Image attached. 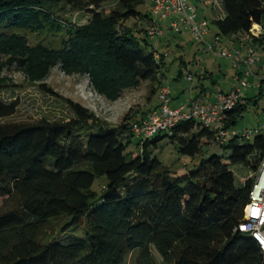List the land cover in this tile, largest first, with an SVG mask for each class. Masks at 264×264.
<instances>
[{"label":"trees","instance_id":"1","mask_svg":"<svg viewBox=\"0 0 264 264\" xmlns=\"http://www.w3.org/2000/svg\"><path fill=\"white\" fill-rule=\"evenodd\" d=\"M147 2L0 0V69L12 68L47 93L44 82L57 67L65 76L87 77L108 102L143 83L157 96L164 56L147 35L155 26L151 14L137 10ZM220 6L224 17L212 19L216 36L241 37L261 26L252 44L262 47L264 0H220ZM68 9L90 16L78 24L65 18ZM131 18L146 28L125 26ZM29 35L58 37V46L32 44ZM6 87L0 81V89ZM67 104L73 113L68 122L19 125L1 123L16 113L17 103L0 100V264H124L132 253L133 264H264L255 241L238 231L264 158V129L220 144L214 131L185 121L141 140L132 127L143 115L127 114L110 127ZM244 110L243 103L227 112L224 129L233 130ZM133 137L136 149L129 151ZM164 139L175 145L174 169L156 157ZM212 144L229 154L195 163ZM237 166L251 174L242 183L232 170ZM97 178L105 180L100 194L92 192ZM58 219L66 220L60 237L42 242L48 223ZM77 230L83 238L67 236Z\"/></svg>","mask_w":264,"mask_h":264},{"label":"rangeland","instance_id":"2","mask_svg":"<svg viewBox=\"0 0 264 264\" xmlns=\"http://www.w3.org/2000/svg\"><path fill=\"white\" fill-rule=\"evenodd\" d=\"M186 2L196 9L197 18H204L202 12L210 9L213 5V0H186ZM111 5L110 3L103 7L108 11L111 9ZM137 10L142 15L151 14L156 23V28L162 33L159 38L151 41L156 45L158 53L164 56V65L162 67L164 78L161 87L163 85L170 91L173 105L175 103H177L175 104L177 106L186 104L190 100L189 98L193 90H196V87L202 83L209 89L227 90L233 84L236 87L240 82H245L250 85L243 92V98L246 100L247 106L242 118L238 120L233 131L237 134H242L264 127V85L261 89L256 88V83L251 77L252 73L250 76L246 75L252 69L258 71L259 75L257 77L260 78L262 76L264 72V49L262 50L263 52H258L257 50V64L251 66L250 69L245 66L241 68V65H238L239 70L242 72L241 78L238 79L239 75H236L235 72L238 68L234 66L233 61L218 56L221 52L230 51L229 48L223 45L227 38H219L220 42L215 48L217 54L214 55L206 52L201 42L195 41L188 32L183 31L182 34L170 30L169 23L171 18L163 20L160 15L153 14L150 2L137 7ZM63 15H65L66 19L78 24L86 23L90 16L87 13L76 12L70 9L63 13ZM206 20H208L209 34L205 37V41L211 44L217 30L216 26L212 24V17L209 13H207ZM124 24L135 30H138L137 24H143L142 29L145 26L143 22L134 18L127 20ZM137 37L143 38L142 34H138ZM28 39L32 44L51 42L55 47L58 46L59 42L58 37L55 39L46 38L44 40L42 36L29 35ZM244 45L247 46V44ZM234 46L231 50L240 51L238 45ZM179 72H181V77L177 78ZM203 73L206 74V80H200ZM187 76L193 79L192 82L187 80ZM233 77L237 79L236 82H232ZM0 81L7 86L0 89V100L7 104L17 103L16 113L12 117L2 120L1 123L3 124L32 125L68 122L73 119V113L67 104V101H69L87 109L100 123L110 127H117L125 115L128 114L129 116L136 117L143 115L146 117L154 106H159L157 96L151 94L149 83H143L137 89L125 91L119 100L112 103L93 92L87 77H68L63 75L57 67L51 70L44 82L45 89L50 93L39 88L38 84H28L23 75L12 68L0 69ZM254 98H256L255 102ZM134 123L135 118L129 122L131 125ZM137 141L135 137L132 138L128 148L129 151L136 149ZM228 154V149L221 147L219 144H212L203 149L196 158L195 163H198L202 157L205 158L211 155L227 156ZM156 157L169 168L174 169L178 166L175 145L168 142L167 139L158 144ZM251 161L254 162L255 158H252ZM232 170L236 175L238 183H242L246 178L251 176L250 172L244 167L237 166L233 167ZM104 184V178H97L92 187V192L100 194ZM65 221L64 219H58L48 223L40 236L41 241L46 243L59 238L61 227ZM67 234V236L73 235L77 238H83L82 231L79 230ZM135 258L136 253L128 255L124 264H133ZM156 260L157 262L159 261L158 258Z\"/></svg>","mask_w":264,"mask_h":264},{"label":"built area","instance_id":"3","mask_svg":"<svg viewBox=\"0 0 264 264\" xmlns=\"http://www.w3.org/2000/svg\"><path fill=\"white\" fill-rule=\"evenodd\" d=\"M152 4V13L160 15L161 19L171 18L169 29L178 33L187 31L195 40L201 42L205 51L216 55L215 48L220 42V37L214 35L213 42L208 44L205 41L209 33L206 20H197L196 9L187 4L186 0H149ZM154 22V21H153ZM155 26L147 29V35L156 40L161 36V32ZM262 27L253 26L249 33L239 37L240 47L245 48L243 55L240 51H228L218 54L219 57L231 59L234 66L243 65L248 67L257 64V49L252 46L245 47L244 44L261 38ZM264 48V42L262 47ZM246 75H251V72ZM187 80L192 82V78L187 76ZM259 80L264 81V72ZM259 84H257L258 86ZM250 85L240 82L228 93L218 92L213 102H206L200 96H191L186 104L172 106L170 91L162 87L157 94L159 107L156 111L149 113L146 118L132 127L134 136L141 140H147L153 136L164 133L181 122L196 121L202 128L214 131V142L224 143L228 139L238 135L233 130L224 129L225 114L244 103L243 92ZM264 129V127L260 128ZM252 131L239 134L241 138L248 139ZM248 205L245 209L243 222L238 225V231L248 234L264 254V158L262 159L254 182L249 192Z\"/></svg>","mask_w":264,"mask_h":264},{"label":"crops","instance_id":"4","mask_svg":"<svg viewBox=\"0 0 264 264\" xmlns=\"http://www.w3.org/2000/svg\"><path fill=\"white\" fill-rule=\"evenodd\" d=\"M207 5V4H206ZM207 11H209V12H207ZM203 13V15H204V18H197V20L198 21H201V20H206V17H207V13H209L210 15H211V17H212V19H222L223 17H224V14H223V11H222V9H221V6H220V0H213V5H212V7L210 8V9H206L204 12H202ZM151 16V15H150ZM151 18H152V16H151ZM206 21H208V20H206ZM141 22H143L144 24H146V22L145 21H141ZM143 25V24H142ZM137 26L138 27H140V24L138 25L137 24ZM145 28H146V26H145ZM139 29V28H138ZM184 32H187V31H184ZM183 34V33H182ZM209 34V33H208ZM208 34L206 35V36H208ZM214 35H216V33L214 34ZM253 42V41H252ZM252 42H246L245 44H247V46L246 45H244L245 47H248V46H252V47H254L255 49H257L258 50V52H263L262 50L264 49V48H261L259 45H257V44H255V45H253L252 44ZM225 47H227V48H229V50L231 51V49H232V47L235 45V46H237L238 45V48H239V50L241 51V53H243V52H245V48H241L240 47V44H239V37H231V38H227L226 39V42L223 44ZM154 46H155V48H156V45L154 44ZM234 46V47H235ZM229 60H231V59H229ZM226 67V66H225ZM236 68H238V66L236 67ZM241 68H244L243 67V65H241ZM163 69V68H162ZM219 72H221V71H219ZM235 72H236V75L238 74L239 75V77H237L238 79H240L241 78V76H242V72L239 70V68L237 69V70H235ZM251 73H252V80H254L255 81V83H256V88H258V89H261L262 87H263V85L261 84V80H258L259 79V77H257L259 74H258V71L256 70H252L251 69ZM181 77V72H179L178 73V76H177V78H180ZM163 78H164V75L162 76V80H163ZM162 80H161V84H162ZM200 80H206V74H202L201 75V79ZM236 80L237 79H235L234 77H233V79H232V82H236ZM214 83V82H213ZM257 84H259L258 86H257ZM214 85V84H213ZM234 85V84H233ZM229 86V88L227 89V90H223V89H220V90H215L216 88H211V89H209V88H207V87H205L204 85H203V83L202 84H199L198 85V87H196V90H193V92L191 93V96H200V97H202V98H204V100L206 101V102H213L214 101V99H215V97H216V95H217V93L218 92H222V93H228V92H230L232 89H234L235 87L234 86ZM162 87H164L163 85H162ZM191 96H190V98H191ZM189 98V99H190ZM245 100V99H244ZM256 101V98H254V102ZM172 104V103H171ZM175 104H177V103H175ZM173 105L172 104V106L173 107H175V106H177V105ZM244 104H245V109H246V106H247V102H246V100L244 101ZM155 107V106H154ZM242 115H243V113H242ZM242 118V116L239 118V119H241Z\"/></svg>","mask_w":264,"mask_h":264}]
</instances>
